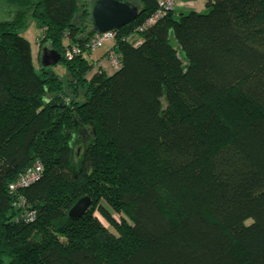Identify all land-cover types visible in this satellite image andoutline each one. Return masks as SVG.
<instances>
[{"label":"trees","instance_id":"16d2710c","mask_svg":"<svg viewBox=\"0 0 264 264\" xmlns=\"http://www.w3.org/2000/svg\"><path fill=\"white\" fill-rule=\"evenodd\" d=\"M119 1L138 14L116 30L112 74L64 57L96 32L87 2L5 1L0 264H264V0H205L147 26L157 0ZM32 21L63 77L34 66ZM37 160L40 178L11 191Z\"/></svg>","mask_w":264,"mask_h":264},{"label":"water","instance_id":"95a60500","mask_svg":"<svg viewBox=\"0 0 264 264\" xmlns=\"http://www.w3.org/2000/svg\"><path fill=\"white\" fill-rule=\"evenodd\" d=\"M138 14V8L119 0H95L91 7L92 26L96 32L118 30L131 23ZM62 55L56 50L43 47L40 62L44 67H53L61 61ZM91 200L84 196L70 209L69 216L79 218L90 206Z\"/></svg>","mask_w":264,"mask_h":264},{"label":"built area","instance_id":"2783aa9c","mask_svg":"<svg viewBox=\"0 0 264 264\" xmlns=\"http://www.w3.org/2000/svg\"><path fill=\"white\" fill-rule=\"evenodd\" d=\"M178 0H157L158 7L156 11L151 15L144 26L149 24H154L159 18H161L169 10L175 9L178 5ZM117 32L116 30H109L105 32H95L94 36L90 41L85 45L73 44L65 48L64 57L67 60L72 59L75 56H84L87 58V55L91 52H95L99 49H102L106 45H110L108 49V58L114 69L120 67V56L115 50ZM43 171V165L40 161H36L31 167L19 175L17 180L10 185L11 191H15L18 188L27 187L30 184L37 181ZM31 219H34V214L31 213Z\"/></svg>","mask_w":264,"mask_h":264},{"label":"rangeland","instance_id":"374dc122","mask_svg":"<svg viewBox=\"0 0 264 264\" xmlns=\"http://www.w3.org/2000/svg\"><path fill=\"white\" fill-rule=\"evenodd\" d=\"M82 2H87L89 5L92 6L93 2L95 0H80ZM179 2V0H178ZM195 5V4H194ZM196 6V5H195ZM205 7V5H204ZM13 8L9 5H7V3L4 0H0V20H3L4 18H9L12 14ZM202 12H207L206 7L204 8V10ZM32 23V22H31ZM30 23V25L28 26L26 32H23V35L29 39L31 46H32V51H33V57H34V63H35V67L38 70L39 66L41 64L40 62V52H37V48L40 45V37L42 36L43 32L42 30L37 26L36 22H33L32 24ZM171 42L173 44L176 45V41L174 40V38L171 36ZM44 47L50 48L49 45H45ZM110 48V45H106L105 47H103L102 49H99L95 52H91L87 55V59L90 62H94V59H105L107 58V61L109 62L110 67L106 68V71L111 73V68L114 69L109 61V54H108V49ZM40 50V46H39V50ZM94 65V64H93ZM97 65H94V67H96ZM52 69L54 70V72H56L59 76L63 77L64 76V66L61 64H57L55 66L52 67ZM111 211V216L112 218L120 223L122 220V216L124 215H120L119 213L114 212L113 210ZM95 215L100 219V221L105 225V227H107L111 232L116 233L115 228L109 224V222H107V220L100 214V212L98 210L95 211Z\"/></svg>","mask_w":264,"mask_h":264},{"label":"crops","instance_id":"0c3cea01","mask_svg":"<svg viewBox=\"0 0 264 264\" xmlns=\"http://www.w3.org/2000/svg\"><path fill=\"white\" fill-rule=\"evenodd\" d=\"M4 1H6V0H4ZM196 6H195V5ZM204 5H205V0H179V3H178V5H177V7H176V9H178V10H183V11H188V10H190V9H194V10H196V11H203L204 10ZM11 8V7H10ZM34 21H32V23H33ZM31 23V24H32ZM26 32V31H25ZM22 35H23V33H22ZM24 36V35H23ZM25 37V36H24ZM26 38V37H25ZM28 41H29V39L28 38H26ZM30 42V41H29ZM30 45H31V43H30ZM40 46V45H39ZM39 46H38V48H37V52L39 53L40 51H38L39 50ZM31 52H32V58H33V63H34V57H33V51H32V46H31ZM92 63V62H91ZM92 64H94V65H97L96 67H95V69L97 68V67H101V68H103L105 71H106V68H108V67H110V65H109V62L107 61V58H105V59H94V62L92 63ZM41 65V64H40ZM34 66H35V63H34ZM111 73H109V72H107L108 74H112V73H114L115 72V69H112L111 68ZM65 73H66V70L64 69V75H65Z\"/></svg>","mask_w":264,"mask_h":264}]
</instances>
